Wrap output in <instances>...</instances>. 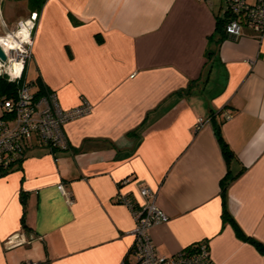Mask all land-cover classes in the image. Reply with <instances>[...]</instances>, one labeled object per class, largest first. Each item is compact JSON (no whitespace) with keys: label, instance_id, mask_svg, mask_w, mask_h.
<instances>
[{"label":"crops","instance_id":"0c3cea01","mask_svg":"<svg viewBox=\"0 0 264 264\" xmlns=\"http://www.w3.org/2000/svg\"><path fill=\"white\" fill-rule=\"evenodd\" d=\"M40 1L0 0L5 27L37 15L25 80L93 109L63 126L68 150L29 140L0 176V264H136L116 196L139 207L141 188L169 216L150 232L159 255L204 242L214 264H264V38L221 39L226 0Z\"/></svg>","mask_w":264,"mask_h":264},{"label":"built area","instance_id":"2783aa9c","mask_svg":"<svg viewBox=\"0 0 264 264\" xmlns=\"http://www.w3.org/2000/svg\"><path fill=\"white\" fill-rule=\"evenodd\" d=\"M228 8V23H226V36L237 40L243 35L244 29H250L264 38V0H226ZM37 15L20 20L14 30L5 32V37H0V46L4 48L3 40L9 34L16 39V47L11 51V60L6 57L3 62L0 59V76L7 81L19 85L16 95L11 98H3L1 105L5 115L0 117V167L9 170L23 157L27 141H35L36 144L47 147L50 152L68 150V142L64 127L66 123L91 113L93 106L87 100H83L81 106L64 109L58 99L56 92L49 91L48 94L37 96L34 92V82L21 81L26 73V67L32 60L33 36L36 28ZM23 29L28 32L25 40L19 33ZM23 63L18 75L9 72L11 61ZM231 119L230 115L226 116ZM196 131L202 130L209 121L199 119L196 121ZM128 180L123 181L119 187L126 185ZM63 186L57 188L63 191ZM71 200L70 194H67ZM157 194L149 188L140 189V197L143 199L141 205L136 206L126 195L119 192L116 199L126 204L131 210L135 229L133 235L135 242L131 253L136 258V264H214L210 250L206 243L201 242L182 252L172 256H162L156 251L151 238V229L168 222L169 216L156 204ZM72 202V200H71ZM6 246L23 244L28 238L20 235L8 238ZM27 264H37L30 263ZM123 264H128L124 262Z\"/></svg>","mask_w":264,"mask_h":264},{"label":"trees","instance_id":"16d2710c","mask_svg":"<svg viewBox=\"0 0 264 264\" xmlns=\"http://www.w3.org/2000/svg\"><path fill=\"white\" fill-rule=\"evenodd\" d=\"M45 0H41L40 3L38 4V11L41 9V6L43 5ZM226 23H228V13L226 15V17H223V18H218L217 20V31L219 33H221V39H224L225 37H227L226 35ZM224 34V36L222 35ZM219 39V40H221ZM219 42V41H218ZM26 73L23 77V80H21L22 82L25 81L26 79ZM34 84H36L39 88V91H37V96H41V95H44V94H48L50 89L44 84V82L42 80L37 79ZM18 87L19 85L15 84V83H11L9 81H7V78L4 77V76H0V98H11V97H14L16 95L15 92H17L18 90ZM212 118H214L212 116ZM227 120V119H226ZM220 132V126H218L217 128V134H218V137H219V141L221 142L220 145H222V150H223V154H224V157L227 159V160H230L232 159L234 156L233 155V152L231 151V149L229 148V146L227 145V143L225 142V140L223 139V137L221 136V134L219 133ZM20 160L17 161V163L19 162ZM8 170H4L2 167H0V176H3L5 175V173H7ZM231 180H235V178H229V176H227V178L225 180H223V192L225 191V188L227 187V185L231 182ZM228 213L227 211L224 212V217L226 220H229L231 218L228 217ZM223 217V218H224ZM258 243V242H257ZM258 247L261 249V252L264 251V245L258 243Z\"/></svg>","mask_w":264,"mask_h":264},{"label":"bare ground","instance_id":"6f19581e","mask_svg":"<svg viewBox=\"0 0 264 264\" xmlns=\"http://www.w3.org/2000/svg\"><path fill=\"white\" fill-rule=\"evenodd\" d=\"M19 35L22 38H24L25 40H27V38H28V32H26L25 29H23V31L21 30ZM6 39H7L8 42H5ZM2 43L5 46H4V48L1 47V49L5 53V57L10 59L11 58L10 57L11 56V51H13L14 48L16 47V39L13 37V35L9 34V37L5 38ZM1 61H3V60H1ZM22 67H23V63L22 62H18V61L15 60V61H11V64H10L8 69H9V72L12 75H18L20 73V71H21L20 68H22Z\"/></svg>","mask_w":264,"mask_h":264},{"label":"rangeland","instance_id":"374dc122","mask_svg":"<svg viewBox=\"0 0 264 264\" xmlns=\"http://www.w3.org/2000/svg\"><path fill=\"white\" fill-rule=\"evenodd\" d=\"M3 8H5V6H3ZM16 12H14V14L11 16V18H8L7 16L4 17V21L7 24L8 27H5L4 24H0V37H5L6 33L5 32H9L10 30H14L16 27L12 26L13 23H15L17 21V19H19L20 14H18V10H15ZM9 28V29H8ZM9 36V35H8ZM5 42H8L7 39L5 40ZM29 68V72L27 71V77L29 81H34V77L33 74L31 73L33 70L32 69V65H30ZM29 73V74H28ZM31 83V82H29ZM33 83V82H32ZM36 89V88H35ZM34 89V92H36V90ZM1 110V107H0Z\"/></svg>","mask_w":264,"mask_h":264},{"label":"water","instance_id":"95a60500","mask_svg":"<svg viewBox=\"0 0 264 264\" xmlns=\"http://www.w3.org/2000/svg\"><path fill=\"white\" fill-rule=\"evenodd\" d=\"M0 59L3 60V61L6 60L5 53H4L3 50L1 49V46H0Z\"/></svg>","mask_w":264,"mask_h":264}]
</instances>
